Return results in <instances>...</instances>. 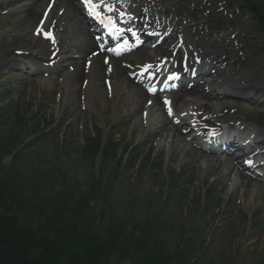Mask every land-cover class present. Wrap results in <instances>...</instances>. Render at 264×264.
Wrapping results in <instances>:
<instances>
[{"label":"rangeland","instance_id":"1","mask_svg":"<svg viewBox=\"0 0 264 264\" xmlns=\"http://www.w3.org/2000/svg\"><path fill=\"white\" fill-rule=\"evenodd\" d=\"M225 3H228V12H203L199 16L206 22L202 32L216 35L221 28L232 27L225 37L229 43L220 47H226L227 51L235 50L229 54L236 58L244 55L256 58L264 81L259 22L251 19L248 12L237 10L244 0H222L220 6H225ZM208 5H212L211 0ZM199 7L189 10L186 15L194 14L196 17ZM179 8L175 7V17L181 16H177ZM7 19L8 23L14 20L11 16ZM10 28L11 24L0 25V55L7 56L10 50L24 49L38 53L41 38L30 37L23 28L8 32ZM249 28L255 35L253 39L246 36ZM13 34H16L17 40L12 39ZM234 34L239 37L233 38ZM44 78L45 75H33L26 79L15 77L11 82L0 84V148L9 150L16 147L18 151L17 157L5 156L0 163V193L6 184L7 188L11 186L6 182L7 178L14 180L15 195L24 203V211L31 213L36 201L49 202L66 189L71 190L72 198L66 199L72 203L79 201L74 199L75 193L78 199L89 196V214L95 217V222H91L94 227L89 223L79 225L77 230L85 234L102 228L111 218L122 222L126 215L125 220L135 226L133 234L128 237L132 227L125 224V247L122 248V255L117 253L110 264H128L130 258L144 259L156 249L174 252L175 259L171 264H264V192L251 200L241 198L239 201L235 196L225 194L221 190V182L211 181L209 174L201 179V183L195 184L193 176L200 177L201 173H197L189 162L181 166H177L175 160L165 163L164 149L157 151L151 145V155H147L133 139L128 141L122 112L112 121V110L107 108L105 113H101L92 106L87 109L82 128L75 120L68 119L76 105L72 93L67 94L58 83L47 85ZM29 104H32L30 109ZM16 108L25 119V124L19 127L13 121ZM258 118L264 122V116ZM44 121L51 123L55 129L45 136L37 135ZM244 124L253 126V122ZM94 131L102 143L114 138L120 148L130 150L126 153V166L129 167L134 159L138 165L132 170L122 167L119 172L115 169L116 165L101 160L100 155L93 160L81 156L82 140L89 138ZM147 156L158 161L160 171L156 172L147 165ZM172 169L180 178V189L177 191L170 187L169 170ZM113 170L118 174L115 177ZM206 185L208 192L214 196L211 199L212 208L208 211L203 194ZM101 190H105L104 198L99 194ZM150 204L162 206V210L155 207L157 210L154 211ZM33 217L31 221L36 224L37 220ZM80 220H83L81 215ZM70 238L69 243L73 237ZM80 245L77 242L76 247ZM118 245L122 247V244Z\"/></svg>","mask_w":264,"mask_h":264},{"label":"bare ground","instance_id":"2","mask_svg":"<svg viewBox=\"0 0 264 264\" xmlns=\"http://www.w3.org/2000/svg\"><path fill=\"white\" fill-rule=\"evenodd\" d=\"M52 1L49 6V0H0V18L3 17L0 25L11 24L8 32H14L18 28L27 31H30L31 28V30L45 29L54 36L56 41L55 45L43 43L40 51L35 54L20 51L19 55H10L6 58L0 56V75L2 77L11 80L9 75L15 71L17 66H20L17 62L41 67L40 70L46 73L44 81L47 85L58 83L60 89L64 88L68 94L72 93L76 105L69 113L68 119L75 120L83 126L87 109L92 106L97 107L96 110L101 113H105L107 108L112 110V121L119 116L120 111H123L122 122L127 127L126 139L128 141L133 139L135 143L146 146L154 142L156 149L165 148V163L175 160L176 165L181 166L189 162L197 173H202L203 176L212 174L214 180L221 179V190L225 194L238 195L244 201L260 196L264 192L262 182L248 177L241 167L234 163L235 156L219 157L218 155L203 154L193 147L194 143L187 142L188 139L185 138L181 129L187 125V118L199 119L201 123L213 127L215 132L222 129L223 122L241 123L248 120L246 114L251 111L249 107L220 99L227 95L225 87L234 86L238 91L248 90L252 93V97H249L248 101L254 102V108H257L258 104H264V91L259 82L261 72L254 66L246 70H234L233 68L229 70L230 60L225 59L223 50L216 47L217 39L206 36L198 38L191 35L190 31L193 27L196 30L195 35L199 34L200 27L205 21L201 19L187 20L183 17L184 14L181 18H171L169 19L171 25L168 27L163 25L161 31L162 34H169L171 39L174 38L172 41L154 48L149 45L143 46L136 53L124 58L110 59L105 65L102 62L104 56L91 53L95 44L88 29L80 22L78 8L75 6L74 0ZM139 2L146 8L144 13L150 12L153 16L154 13H157L160 22L164 23H168L166 17L161 15V11L164 9L170 15L175 6L181 7L184 13L188 10L189 3H193L195 6L203 4L202 0H188L183 3H179L177 0H139ZM139 6L129 9L137 13ZM213 8L214 6H212ZM9 16L14 18L11 23H8ZM15 35L13 34L11 37L17 40ZM246 35L255 37L251 31ZM220 42L226 41L220 40ZM170 48L171 50L176 48V56L191 63L194 61V55L209 56L214 60V63L211 62L210 69H214L218 75L223 74L225 70L231 72L229 78L226 77L219 81L211 80L204 86H194L192 92H183L175 97L170 96L173 107H183L184 104L188 106L185 109V115L179 114L182 112L181 110L176 114V117L158 115L161 110L156 98H149L146 92L127 76L128 72L139 69L136 65H143L145 62H161V55L168 54ZM229 59L232 60V57ZM225 60L226 63H224ZM128 61H130L131 69L123 66V62L127 63ZM215 63H219V66H216ZM70 65L72 68L66 69ZM6 69L7 71L4 72ZM25 69H27V65H25ZM208 74L207 71L202 76V80ZM231 94H234L232 96H245L241 92ZM66 101L67 95L64 105ZM150 104L151 106L148 107ZM144 111L146 112L144 113ZM240 113L243 115L241 120ZM152 114L153 117L150 118ZM177 118H180L179 123L172 121ZM260 140H262L261 143H264L262 135H260ZM192 179L195 184H199L201 181L197 176H193Z\"/></svg>","mask_w":264,"mask_h":264},{"label":"trees","instance_id":"3","mask_svg":"<svg viewBox=\"0 0 264 264\" xmlns=\"http://www.w3.org/2000/svg\"><path fill=\"white\" fill-rule=\"evenodd\" d=\"M91 150L89 147L88 151ZM10 191L4 190L0 195V264H110L117 253L122 255L127 239L121 225H107L87 234L77 230V226L86 223L80 220L86 200L71 208L66 206L64 195L53 197L49 206L42 200L34 205L30 222H25L19 218L26 220L30 212L24 211ZM41 216L40 222H31L32 217L38 220ZM70 237L73 238L69 243ZM77 242L82 246L76 247ZM119 243L122 247H118ZM152 253L139 258L141 262L130 258V264H171L175 259L165 250Z\"/></svg>","mask_w":264,"mask_h":264},{"label":"snow or ice","instance_id":"4","mask_svg":"<svg viewBox=\"0 0 264 264\" xmlns=\"http://www.w3.org/2000/svg\"><path fill=\"white\" fill-rule=\"evenodd\" d=\"M85 3L89 6L90 10H92L94 12L99 7V4H97L95 2V0H85ZM98 14L99 13H97V15ZM42 31H43V29H38V34L40 32H42ZM43 34L45 35L46 38L52 39L53 43H55V38L50 32H44ZM125 45H127V41H125ZM122 48H123V46L121 47V50H122ZM170 78H172V77H170ZM165 103L167 104L169 102L166 100ZM169 114L171 115V109L170 108H169ZM247 163L251 164L252 162L251 161H247Z\"/></svg>","mask_w":264,"mask_h":264}]
</instances>
